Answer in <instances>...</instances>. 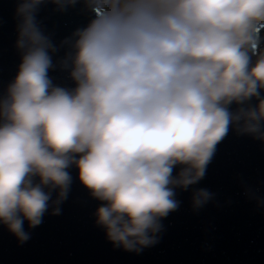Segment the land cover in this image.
<instances>
[{
  "label": "clouds",
  "instance_id": "9594fccd",
  "mask_svg": "<svg viewBox=\"0 0 264 264\" xmlns=\"http://www.w3.org/2000/svg\"><path fill=\"white\" fill-rule=\"evenodd\" d=\"M78 2L51 0L59 11ZM43 3L17 7L21 63L0 96V224L27 242L25 222L61 214L74 167L107 239L139 253L230 127L264 143V0H84L94 18L63 41L60 62L72 89L49 77L57 49L35 19ZM210 199L194 191L193 207Z\"/></svg>",
  "mask_w": 264,
  "mask_h": 264
},
{
  "label": "water",
  "instance_id": "95a60500",
  "mask_svg": "<svg viewBox=\"0 0 264 264\" xmlns=\"http://www.w3.org/2000/svg\"><path fill=\"white\" fill-rule=\"evenodd\" d=\"M20 3L0 0V96L21 63L16 48ZM93 18L84 0L65 11L51 0L39 5L36 22L57 49L49 71L54 85L75 87L60 64L69 51L63 41ZM69 174L72 183L61 214L52 215L50 207L38 227L25 222L27 242L21 244L0 224V264H264V143L251 136L229 128L203 179L186 191L175 190L179 207L161 221L159 242L139 253L107 239L96 223L101 203L80 183L77 169L70 168ZM199 189H206L211 199L197 209L192 196Z\"/></svg>",
  "mask_w": 264,
  "mask_h": 264
}]
</instances>
